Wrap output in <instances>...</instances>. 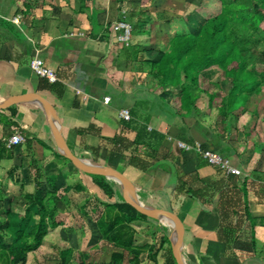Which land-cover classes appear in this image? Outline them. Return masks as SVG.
Returning a JSON list of instances; mask_svg holds the SVG:
<instances>
[{
	"label": "crops",
	"instance_id": "1",
	"mask_svg": "<svg viewBox=\"0 0 264 264\" xmlns=\"http://www.w3.org/2000/svg\"><path fill=\"white\" fill-rule=\"evenodd\" d=\"M94 1L99 9L97 30H92L86 13L78 12L79 0H0V99L35 92L51 103L75 154L117 168L143 202L177 214L183 227L181 252L188 262L264 264L262 94L251 95L245 105L234 109L230 126L216 119L204 95L195 100L194 112L175 113L154 89V79L145 77L141 61L121 53L128 44L118 40L120 31L113 27L126 6L128 21L130 12L148 13V32L135 33L132 26L129 43L138 46L141 59L143 52L148 55L147 48L161 47L150 38L152 27L159 24L156 16L167 18L165 13L151 14L137 0ZM178 32L173 26L168 29L165 48ZM34 56L53 69L55 82L32 70L29 60ZM216 81L199 78L200 86L209 91L217 89ZM178 90L174 87L169 93ZM125 107L130 113L127 120L119 115ZM17 132L24 140L8 146L6 140ZM114 137L121 142L117 146ZM179 140L219 152L240 172H226L195 147L179 146ZM51 177L56 185L70 188L57 192L60 201L46 199L47 233L37 248L28 251L24 264H61L65 249H69L68 264H112L113 252L122 254L119 264H176L170 228L157 218L129 222L133 246L140 248L138 256L107 243L96 221L105 203L119 199L117 185L109 197L96 184V176L77 169L58 152L37 104L19 102L0 109L2 242H12L9 228L26 212L23 195L35 192L37 182L44 184ZM186 186L198 198L188 196L183 191ZM7 209L13 212L11 219ZM32 216L35 221L39 218L36 213Z\"/></svg>",
	"mask_w": 264,
	"mask_h": 264
},
{
	"label": "trees",
	"instance_id": "2",
	"mask_svg": "<svg viewBox=\"0 0 264 264\" xmlns=\"http://www.w3.org/2000/svg\"><path fill=\"white\" fill-rule=\"evenodd\" d=\"M215 3L216 12L205 15L196 29L170 36L168 48H147L145 51L148 55L144 56L143 52L141 59L138 58L137 45H123L120 51L127 56L132 55L135 61H141L140 68L145 71V77L154 79V89L163 101L174 108L175 113L179 114L181 110L194 112L197 109L195 100L204 95L207 98L206 107L215 109L216 119L230 126L233 124V110L245 105L251 95L262 94L260 99L264 102V0H217ZM98 11L94 0H79L78 12L87 14L92 30L100 26ZM128 19L135 33L148 32L145 28L149 19L147 12H130ZM110 26L111 22L107 24L106 31ZM153 52L156 55L150 57ZM211 71L216 72L218 83L213 91L199 84L201 76L214 78L209 73ZM225 82L229 84L227 89L222 84ZM174 87L179 88L178 93H169ZM113 142L114 146L121 143L119 137H114ZM91 174L96 176V184L112 197L117 191L116 183L101 174ZM49 186L52 191L48 190ZM69 188L67 184L56 185L55 178L51 177L44 184L37 182L35 192L23 195L26 212L9 228L12 242L5 244L0 240V264L25 263L28 251L41 244L48 230L47 218L50 216L46 199L54 197L60 201L57 192L60 190L64 193ZM183 189L191 198H198L193 188L186 186ZM10 203L11 199L8 201ZM6 211L11 219L13 212L10 209ZM34 213L39 215L37 221L32 216ZM147 217L146 213L126 203L119 194L118 200L104 204L96 222L107 243L130 250L138 256L140 248L133 246L129 222ZM68 253L69 249L61 251V264L69 263ZM121 258V253L113 252L112 264H119Z\"/></svg>",
	"mask_w": 264,
	"mask_h": 264
},
{
	"label": "water",
	"instance_id": "3",
	"mask_svg": "<svg viewBox=\"0 0 264 264\" xmlns=\"http://www.w3.org/2000/svg\"><path fill=\"white\" fill-rule=\"evenodd\" d=\"M19 102H33L42 110L51 128L58 152L67 158L77 169L87 172L101 174L107 179L113 180L123 200L137 210L146 213L148 216L161 220L170 228V246L172 256L176 264H193L188 262L181 252L182 222L174 212L143 202L131 182L117 168L92 158L78 156L69 147L61 130V123L58 114L51 103L35 92L13 95L0 99V109ZM165 221H168L166 223ZM199 261L195 264H199Z\"/></svg>",
	"mask_w": 264,
	"mask_h": 264
},
{
	"label": "rangeland",
	"instance_id": "4",
	"mask_svg": "<svg viewBox=\"0 0 264 264\" xmlns=\"http://www.w3.org/2000/svg\"><path fill=\"white\" fill-rule=\"evenodd\" d=\"M147 1H149V3L145 4ZM215 1L217 2V0H137L138 4L144 5L143 8L149 10L151 14L164 12L167 16V18L164 19H158L156 16L155 20H158L159 24L157 28L152 27L153 38H150L155 40L156 44L162 48L167 43V34H169L168 29L170 30L171 26L174 27V30L179 32L196 29L205 15L207 16L216 12L217 6L215 5ZM126 7H124V9L128 12V8ZM186 13H189V15L183 17ZM154 21L151 22L152 26L154 25ZM209 73L211 77L215 78V71ZM200 78L205 77L201 76ZM222 84L224 88L227 89L228 84L227 86L224 83Z\"/></svg>",
	"mask_w": 264,
	"mask_h": 264
},
{
	"label": "built area",
	"instance_id": "5",
	"mask_svg": "<svg viewBox=\"0 0 264 264\" xmlns=\"http://www.w3.org/2000/svg\"><path fill=\"white\" fill-rule=\"evenodd\" d=\"M126 10L123 8L121 9V15L122 18L118 19L115 21L113 24V27L115 30L120 31L118 35V40L125 43L129 44L131 41V31H132V25L131 23L126 19ZM29 65L32 68V70L42 76L48 79L49 82H55L57 80V75L53 71L52 68L46 66L41 58L38 56H34L29 60ZM107 99V97H106ZM119 115L124 118V119H129L130 118V113L128 108H122L119 111ZM24 140L22 134L19 132L12 134L7 140L6 144L8 146L16 145L21 143ZM179 146H181L184 149H190L195 147L201 155L211 164L216 165L220 167L221 169L225 170L226 172H231V173H239L240 170L233 166L230 162V160L220 154L219 152H216L212 149H209L207 147H203L201 143H196V144H190L188 142L184 141H178Z\"/></svg>",
	"mask_w": 264,
	"mask_h": 264
},
{
	"label": "bare ground",
	"instance_id": "6",
	"mask_svg": "<svg viewBox=\"0 0 264 264\" xmlns=\"http://www.w3.org/2000/svg\"><path fill=\"white\" fill-rule=\"evenodd\" d=\"M166 223H168V221H165Z\"/></svg>",
	"mask_w": 264,
	"mask_h": 264
}]
</instances>
